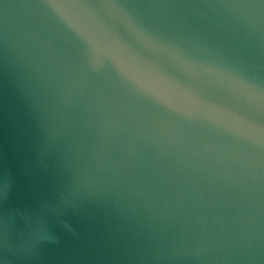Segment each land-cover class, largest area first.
Masks as SVG:
<instances>
[{
    "label": "water",
    "instance_id": "obj_1",
    "mask_svg": "<svg viewBox=\"0 0 264 264\" xmlns=\"http://www.w3.org/2000/svg\"><path fill=\"white\" fill-rule=\"evenodd\" d=\"M0 264H264V0H0Z\"/></svg>",
    "mask_w": 264,
    "mask_h": 264
}]
</instances>
